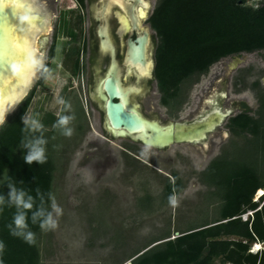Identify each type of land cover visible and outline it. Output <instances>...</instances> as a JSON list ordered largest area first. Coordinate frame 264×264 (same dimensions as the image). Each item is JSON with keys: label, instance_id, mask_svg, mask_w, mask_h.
Returning a JSON list of instances; mask_svg holds the SVG:
<instances>
[{"label": "trees", "instance_id": "16d2710c", "mask_svg": "<svg viewBox=\"0 0 264 264\" xmlns=\"http://www.w3.org/2000/svg\"><path fill=\"white\" fill-rule=\"evenodd\" d=\"M149 23L157 38L154 77L160 102L169 108L183 103V85L198 82L222 59L264 51V0H157ZM55 57L52 49L49 59ZM51 61L46 64L50 71ZM64 64L73 75L78 74L79 53H66ZM253 71L251 66L240 69L233 87L236 92L251 89L257 109L246 108L228 119L231 139L198 174L199 182L208 189L204 200L212 216L206 213L204 219L178 228L179 236L168 231L154 239L130 257H135L131 264H264V249L250 252L253 245H264V86L259 79L248 81ZM45 82L42 73L36 87L0 126V195L7 200L8 184H12L34 197L33 210L41 203L37 189L44 196V206L50 207L48 194L54 195L56 152L60 149V132L53 128L57 117L51 113L41 122L48 140L46 163L29 165L24 160L26 150L20 147L25 136L22 117ZM185 187L181 176L173 172L172 178L165 180L162 203ZM259 192L263 195L254 201ZM144 198L151 202L150 195ZM250 211L252 215L244 220L242 216ZM14 213V207L0 206V242L5 246L0 264H43L41 229L32 224L29 212V230L35 233L36 243L29 245L14 237L8 228Z\"/></svg>", "mask_w": 264, "mask_h": 264}, {"label": "rangeland", "instance_id": "374dc122", "mask_svg": "<svg viewBox=\"0 0 264 264\" xmlns=\"http://www.w3.org/2000/svg\"><path fill=\"white\" fill-rule=\"evenodd\" d=\"M156 2L157 0H152V8ZM68 5L70 4L66 3V6ZM54 23L52 16L45 29L36 36L34 48L39 52V40L47 34L51 37ZM58 42L66 44L64 39ZM48 46L45 52H42L45 55V64ZM240 58L245 61L239 69L250 66L254 68L248 81L259 79L264 86V51L242 54ZM63 59V55L56 54L52 61L51 78L46 79L45 85L36 90L28 114L40 122L48 113L55 116L58 112L71 115L70 111L62 112L64 106L57 102L63 99L71 105L74 93H71L69 87L78 85L77 79L73 85L69 74L64 70ZM231 59L233 57L214 64L209 72L193 85H183L184 100L176 108L162 106L159 101L160 93L156 86H153V90L142 99L145 114L161 122H169L189 120L209 110V105L205 103L200 107V99L202 96L208 99L214 92L213 88L219 92L217 77L224 74V70L233 61ZM237 72L232 74L233 78L230 79L229 88L225 90L227 97L223 99L222 106L232 109L231 102L234 100H246L248 108L254 111L258 105L255 93L249 88L236 92L233 87ZM41 74L39 73L35 83L15 108L8 112L6 119L36 87ZM238 113V110L233 111V115ZM226 123L217 131L225 133ZM70 127L74 129L73 121ZM97 127V124L94 125L88 136L96 137L99 132ZM82 138L83 136L79 135L76 143L78 145L74 152H71L69 164L61 159L62 150L56 152L59 159L55 173L54 196L63 209V215L59 217L57 229L41 233L43 264H122L168 231L174 237L176 230L186 228L188 222L204 219L206 213L212 216V209L204 200L208 189L199 182L198 174L221 153L231 137L217 138L212 150L210 145L204 150L201 145L188 144H174L166 150H158L119 138L110 143L115 163L106 167L104 172V168L97 171L95 167L83 166L84 154L89 148ZM66 141L64 136L58 135V145L69 146L74 143L73 139L71 143ZM125 144L130 146L128 154L122 151ZM146 147L148 151L145 153L142 150ZM173 172L178 173L186 185L184 191L177 194L178 205L175 207L169 202L162 203L161 199L165 180L171 178ZM147 195L151 196V202L144 198ZM261 195L260 192L257 193L254 201ZM247 215L248 213L242 218L245 219ZM260 248L263 249L264 246L260 245ZM255 251L257 250L253 245L252 252Z\"/></svg>", "mask_w": 264, "mask_h": 264}, {"label": "flooded vegetation", "instance_id": "af4514ba", "mask_svg": "<svg viewBox=\"0 0 264 264\" xmlns=\"http://www.w3.org/2000/svg\"><path fill=\"white\" fill-rule=\"evenodd\" d=\"M50 1L45 0V3ZM52 1L55 3V14H53L55 23L51 29V37L49 38V34L45 36L47 38L45 40V50L49 45L46 64L51 61L49 55L51 50L54 49L55 54L58 53L64 56L63 68L69 74L73 85L75 80H78L77 86L69 87L72 90L71 93H74L70 112L68 111L75 116L73 120L75 124L74 132L70 138L65 137L66 143H71L72 139L74 143L69 144V146L60 145L58 150H62L61 159L69 164L71 162V152H74L78 145L76 144L77 139L79 135H82L86 147L89 148L84 154L83 166L95 167L97 171L104 168L102 170L104 172L106 167L111 163H115L110 143L119 139L107 132L106 112L102 108L103 103L101 105L97 101L100 84L109 73L111 74L114 66L112 55L115 57V69L118 71L123 85L125 87L131 86L135 90L131 93V98L140 104V110L145 117L155 118H150L145 114L142 102L147 93L153 90V86L157 88L154 73L152 77L140 73V66H134L129 60V53L132 50L131 45L136 47L139 45L140 40L147 38L146 48L148 52L153 51L154 46L156 47L157 38L149 23V18L155 6L152 8L151 0H141L140 2L138 0H126L123 4L111 3L110 0H84L83 4L78 0ZM66 3L70 5L66 6ZM145 4L147 7H145ZM139 13H144V15L140 16ZM137 17L138 22H136ZM62 39L66 41V44L62 45L58 42ZM59 44L60 46H58ZM155 47L153 53H155ZM71 52L79 53L80 71L76 75H73L64 64L66 53ZM234 59L236 58L231 60ZM239 70L238 68L235 72ZM220 77H222V81L219 83V93L221 94L230 85V79L233 78V75L229 79L227 71L224 70V74L217 77V80ZM223 99L225 98L221 95L217 98L221 106L223 105ZM205 102L206 99L202 96L199 103L200 107ZM231 108L233 111L242 112L248 106L246 100H234L231 102ZM195 118L179 121L190 123ZM96 124L99 131L97 136H88ZM226 132L227 135L222 131H216L209 136L210 150L216 145L217 138L230 139V131L227 129ZM124 139L137 145H144L131 138ZM79 148H81V145ZM129 149L130 146L125 144L122 151L128 154ZM92 150H95V152H92Z\"/></svg>", "mask_w": 264, "mask_h": 264}, {"label": "water", "instance_id": "95a60500", "mask_svg": "<svg viewBox=\"0 0 264 264\" xmlns=\"http://www.w3.org/2000/svg\"><path fill=\"white\" fill-rule=\"evenodd\" d=\"M34 6L39 11L42 23L38 24L37 28L34 29V34L24 39L21 45L23 33L18 20L19 10L10 0H4L3 3H0V100H2L0 108L5 110L25 95V92L35 83L39 75L37 73L33 77L32 72L29 71L25 73L24 79L18 83L12 72V65L22 59L24 49L31 50L34 48L36 36L45 29L54 14L55 3L52 0L46 3L45 0H34ZM45 40H47L45 36L39 40L41 52H45ZM147 43V38H145L140 40L136 47L131 45L129 60L134 66H140V73L152 77L155 68L153 53L155 46L153 51L148 52ZM231 57L236 59L226 69L229 79L245 61L240 56ZM112 58L114 65L112 72L102 80L97 101L101 105L103 103L102 108L106 112V130L113 137L131 138L158 150L167 149L174 144L201 145L206 150L210 145L209 136L225 124L230 117L234 116L232 109L224 108L217 101L220 95L223 98L227 97V92L223 91L220 94L218 90L213 88L212 91L214 92L205 102L210 106V110L201 112L190 123L181 121L161 122L155 118L149 119L141 112L140 104L131 98V93L135 91L134 88L123 85L120 75L115 69L114 55ZM221 81L222 77L217 80V83ZM225 134L227 135V132ZM176 236H179L178 232H176ZM159 243L161 242L151 247ZM133 259L127 264H131Z\"/></svg>", "mask_w": 264, "mask_h": 264}, {"label": "clouds", "instance_id": "9594fccd", "mask_svg": "<svg viewBox=\"0 0 264 264\" xmlns=\"http://www.w3.org/2000/svg\"><path fill=\"white\" fill-rule=\"evenodd\" d=\"M10 2L19 10L18 20L23 33L21 45L23 40L34 34V29L38 24L42 23L41 16L38 9L34 6V0H10ZM31 71L33 77L37 73H43L45 79L51 78L52 73L45 65V55L33 48L31 50L24 49L22 59L12 65V72L19 83L24 79L25 73ZM26 94V92H25ZM63 105V111H69L71 105L63 99L57 101ZM2 103V100H0ZM15 103H19L17 100ZM15 103L10 105L7 110L0 108V125H3L8 112L15 108ZM75 119L74 115L57 113V120L53 124V128L57 129L64 137L70 138L73 135L74 129L70 124ZM23 129L25 133L24 138L20 142V147L26 150L24 160L31 165L36 162L40 165L46 163V145L48 140L44 136V125L33 116L25 113L22 117ZM39 134V135H37ZM145 153L148 151L146 147ZM5 180L8 178L5 177ZM10 191L7 193V200L0 195V206L7 204L8 207H14L15 213L12 218V223L8 225L11 235L22 238L29 245L36 243L35 233L29 230L28 213L31 212L32 224H38L43 232H48L57 229L59 225V217L63 215V209L57 203L55 196L52 193L48 194L51 201L50 207L44 206V196L37 189V195L40 198V206L34 209L35 199L23 189H17L14 185L8 184ZM169 204L173 207L178 205V198L175 193L168 197ZM4 244L0 242V253L4 251Z\"/></svg>", "mask_w": 264, "mask_h": 264}, {"label": "snow or ice", "instance_id": "6c2138e0", "mask_svg": "<svg viewBox=\"0 0 264 264\" xmlns=\"http://www.w3.org/2000/svg\"><path fill=\"white\" fill-rule=\"evenodd\" d=\"M4 0H0V3H3ZM111 3H120V4H123L126 2V0H110ZM138 2H140V0H138ZM145 7H147V5L145 4ZM140 16L144 15V13H139ZM136 22H138V17H137V20Z\"/></svg>", "mask_w": 264, "mask_h": 264}, {"label": "built area", "instance_id": "2783aa9c", "mask_svg": "<svg viewBox=\"0 0 264 264\" xmlns=\"http://www.w3.org/2000/svg\"><path fill=\"white\" fill-rule=\"evenodd\" d=\"M263 194H264V192H263ZM263 194H262V195H263ZM252 213H253V212H251V211L248 212V215H247V217H246L244 220H246V219L248 218V216L252 215ZM255 246H256V244H255ZM263 249H264V248H263ZM263 249L257 250V251H255V252H253V253L260 252V251L263 250ZM250 252H252V249L250 250Z\"/></svg>", "mask_w": 264, "mask_h": 264}, {"label": "crops", "instance_id": "0c3cea01", "mask_svg": "<svg viewBox=\"0 0 264 264\" xmlns=\"http://www.w3.org/2000/svg\"><path fill=\"white\" fill-rule=\"evenodd\" d=\"M259 244V243H258ZM257 245V244H256ZM259 245H262V246H264L263 244H259ZM131 261V259H130V257L129 258H127L122 264H127L128 262H130Z\"/></svg>", "mask_w": 264, "mask_h": 264}, {"label": "bare ground", "instance_id": "6f19581e", "mask_svg": "<svg viewBox=\"0 0 264 264\" xmlns=\"http://www.w3.org/2000/svg\"><path fill=\"white\" fill-rule=\"evenodd\" d=\"M262 194V193H261ZM256 250H260V245L257 243V245L255 246Z\"/></svg>", "mask_w": 264, "mask_h": 264}]
</instances>
